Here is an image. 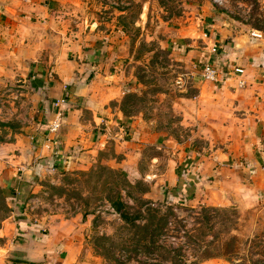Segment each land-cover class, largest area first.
I'll return each mask as SVG.
<instances>
[{"label": "rangeland", "instance_id": "374dc122", "mask_svg": "<svg viewBox=\"0 0 264 264\" xmlns=\"http://www.w3.org/2000/svg\"><path fill=\"white\" fill-rule=\"evenodd\" d=\"M92 2L91 16L124 41L111 60L125 87L115 104L124 122L138 130V141L120 123L107 137L84 140L65 157L37 156L46 89L33 68L45 58L11 66L0 80V187L10 198L5 176L21 179L14 191L21 202L0 200V228L8 218L19 219L18 213L58 233L66 229L72 242L67 264L153 263L159 257L143 246L152 244L155 228H162L157 244L180 254L181 264H264V203L207 205L192 192L187 206L171 202L180 193L179 178L192 176V164L231 149L217 129L211 135L207 115L220 108L205 104L214 86L202 79L203 66L191 55L202 45V21L218 15L238 28L246 23L251 32L264 30V0ZM51 53L49 64L75 59L74 52ZM5 206L7 218L1 220ZM141 234L144 245L138 249Z\"/></svg>", "mask_w": 264, "mask_h": 264}, {"label": "crops", "instance_id": "0c3cea01", "mask_svg": "<svg viewBox=\"0 0 264 264\" xmlns=\"http://www.w3.org/2000/svg\"><path fill=\"white\" fill-rule=\"evenodd\" d=\"M92 6V0H0V80L11 72V66L45 58V64L33 68L46 89L40 115L44 134L39 133L43 145L37 156L52 158L55 153L65 157L84 140L107 137L120 123L127 135H138L132 122L131 126L124 122L127 118L115 104L125 87L122 74L111 70V60L123 51L124 41L121 43L117 31L108 32L91 16ZM202 22V45L200 51L191 49V55L197 56L202 66L215 63L223 70L238 66L244 73L225 76L222 84L212 83L214 90L208 87L211 93L204 97L205 104L220 108L207 115L211 135L214 137L212 130L217 129V136L229 143L230 151L217 150V156H204L199 165L192 164L188 172L192 176L179 178V191L186 189L207 205L234 203L250 208L264 203V30L252 28L251 32L246 23L245 28H238L236 21L218 15ZM51 52H74L75 59L49 64L46 60L52 57ZM240 80L245 84L240 85ZM204 93L201 90L199 98L203 99ZM58 113L62 114L61 125L51 133L49 126ZM48 139L51 147H47ZM135 139L138 141V136ZM14 177L5 176L9 182L4 184L9 199L18 206L21 200L14 191L21 179ZM16 215L19 219L8 218L0 228V264L69 262L71 238L66 229L58 233Z\"/></svg>", "mask_w": 264, "mask_h": 264}, {"label": "trees", "instance_id": "16d2710c", "mask_svg": "<svg viewBox=\"0 0 264 264\" xmlns=\"http://www.w3.org/2000/svg\"><path fill=\"white\" fill-rule=\"evenodd\" d=\"M188 197H189V193L188 191L185 189H183L180 193H178L177 195H175V197H171V202L172 203H176V204H180L181 206H187L188 204ZM0 200L2 202H8L9 196H7L5 194V191L3 188L0 187ZM4 203V204H5ZM123 204L122 206H120L119 210L121 212V214L123 215L124 218H127V214L126 212L123 211ZM4 214L1 217V220H4L5 218H7L6 212L8 210L7 206L4 207ZM140 218V217H139ZM162 233V228H155L152 230V236H151V241L152 244H143V240L144 237L142 236V234L140 235V238H138L137 240V246L138 249L142 248V245H144L143 247L146 249V253H150V254H156L159 258L156 259L155 262L150 263V264H165V262H171L172 264H181L178 263V261H180L179 259H181L180 254H177L176 252H172L170 249L165 248L164 246H161L160 244H157L158 241V237L159 235ZM137 249V250H138ZM232 252H234L235 250H231ZM180 257V258H179ZM138 264H145L143 262H139Z\"/></svg>", "mask_w": 264, "mask_h": 264}, {"label": "built area", "instance_id": "2783aa9c", "mask_svg": "<svg viewBox=\"0 0 264 264\" xmlns=\"http://www.w3.org/2000/svg\"><path fill=\"white\" fill-rule=\"evenodd\" d=\"M253 36L255 37H260L261 35L258 33H253ZM213 52L217 51V47L214 46L212 49ZM244 69L241 67H234L230 70H223V68L219 67L215 63H207L206 65L203 66L202 71H201V77L205 81L211 82L213 84H222L225 80V76H232L233 74H243ZM240 85H244L245 82L243 80L239 81ZM61 118L62 114L58 113L56 119L50 124L49 126V131L52 133L56 132L58 128L61 125ZM51 139L47 140V147H51Z\"/></svg>", "mask_w": 264, "mask_h": 264}]
</instances>
